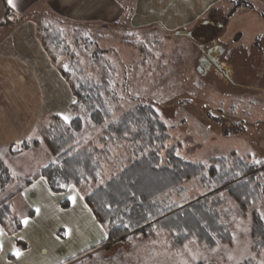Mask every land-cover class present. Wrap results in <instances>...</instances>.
<instances>
[{
  "label": "trees",
  "instance_id": "obj_1",
  "mask_svg": "<svg viewBox=\"0 0 264 264\" xmlns=\"http://www.w3.org/2000/svg\"><path fill=\"white\" fill-rule=\"evenodd\" d=\"M261 15L264 17V12ZM199 22L197 39L208 43L212 31L202 26L209 21ZM84 28L68 26L55 17L36 23L41 47L73 96L69 108L74 116L65 122L51 115L40 131V140H25L14 146L17 152L42 143L52 161L32 176L18 179L15 191L0 201V227L4 232L13 235L22 226L11 199L36 180L44 179L54 194L65 193L70 186L78 191L105 233L101 246L129 236L157 234H165L181 247L228 243L232 230L227 204L231 201L251 216L253 250L264 248V219L257 212L264 201V184L259 182L264 162L256 165L248 156L229 155L204 164L178 155L180 143L170 144L167 128L151 105L137 104L120 111L118 104L124 97L117 91L119 82L105 57L108 51L98 49L83 36ZM256 35L248 42L254 41L257 48L260 39ZM215 37L199 53L218 52L219 40ZM65 59L62 68L59 63ZM224 66L219 65L218 70L226 72ZM12 179L0 161V192ZM190 184L203 192L189 196ZM68 206L67 201L61 203L62 209ZM33 215L27 208L26 216Z\"/></svg>",
  "mask_w": 264,
  "mask_h": 264
},
{
  "label": "rangeland",
  "instance_id": "obj_2",
  "mask_svg": "<svg viewBox=\"0 0 264 264\" xmlns=\"http://www.w3.org/2000/svg\"><path fill=\"white\" fill-rule=\"evenodd\" d=\"M118 2L124 4V12L116 22L86 24L81 34L92 40L98 49L108 51L105 57L119 82L117 91L124 97L118 104L120 111L137 104L151 105L167 128L170 144L180 143L178 155L186 160L207 164L211 159L233 155L248 156L256 165L264 162V17L261 15L264 7L261 3L222 0L219 10L210 11L208 17L198 20L207 19L209 22L202 27L212 31L208 43L204 44L197 39L195 29L201 22L190 23L181 33H178L180 30L168 31L154 21L152 11L137 14L135 0ZM32 16L34 23L54 18L52 13L44 15L42 11ZM28 17L17 16L15 22ZM134 19L144 24L133 25ZM185 30L189 33H182ZM216 35L219 51L208 54V60L199 50L202 52V47L210 46L211 38ZM253 35L260 39L257 42L260 47H254L252 40L248 42ZM220 36L224 42L220 41ZM226 52L227 55H223ZM217 65H225L228 70H218ZM59 66L64 68L66 59L61 60ZM70 95L67 113L71 119L74 115L69 105L74 99L71 92ZM47 123L43 120L34 129L31 140H40V131ZM14 146L10 156L39 147L47 150L42 143L17 152ZM48 154L52 161L49 151ZM11 177L13 181L5 193L2 192L6 196L15 191L21 179ZM259 182L264 184V172ZM196 187L189 185V196L203 192ZM227 209L232 230L228 243L215 247L192 243L181 247L165 234L136 235L108 246H101L102 241L61 264H264V248L253 250L250 214L231 201ZM18 212H22V208H18ZM257 212L264 219V201ZM25 218H28L26 214Z\"/></svg>",
  "mask_w": 264,
  "mask_h": 264
},
{
  "label": "crops",
  "instance_id": "obj_3",
  "mask_svg": "<svg viewBox=\"0 0 264 264\" xmlns=\"http://www.w3.org/2000/svg\"><path fill=\"white\" fill-rule=\"evenodd\" d=\"M221 1L135 0V9L137 14L152 11L155 22L176 31L219 10ZM257 2L264 7V0ZM13 4L11 7L8 0H0V161L10 175L24 178L46 166L51 157L43 147L12 157L10 147L33 139L34 129L49 116H67L68 120L71 116L67 113L70 90L41 47L32 14L50 12L74 27L112 25L123 14L124 4L118 0H13ZM17 16L29 17L16 23ZM134 20L133 25L144 24ZM3 196L0 192V198ZM65 200L69 208L63 210L60 204ZM11 202L14 214L23 218L22 227L13 235L0 227V264H61L105 239L104 231L72 186L65 193L54 194L44 179H38ZM27 208L34 211L33 218H25ZM17 251L19 257L13 254Z\"/></svg>",
  "mask_w": 264,
  "mask_h": 264
},
{
  "label": "snow or ice",
  "instance_id": "obj_4",
  "mask_svg": "<svg viewBox=\"0 0 264 264\" xmlns=\"http://www.w3.org/2000/svg\"><path fill=\"white\" fill-rule=\"evenodd\" d=\"M8 4H9V6L14 7L13 0H8ZM62 119H64L65 122H67L68 117H67V116H63ZM70 199H74V198L70 197ZM38 211H39V209H37V212H38ZM24 223L27 224L28 221L25 220ZM65 234L67 235V233H65ZM13 254L16 255V256H18V257H19V255H20V253H19L18 251H17V252H14Z\"/></svg>",
  "mask_w": 264,
  "mask_h": 264
},
{
  "label": "flooded vegetation",
  "instance_id": "obj_5",
  "mask_svg": "<svg viewBox=\"0 0 264 264\" xmlns=\"http://www.w3.org/2000/svg\"><path fill=\"white\" fill-rule=\"evenodd\" d=\"M208 54H210V52H207V54L204 53L205 57H206L208 60H210V57H209ZM212 60H213V59H212ZM205 61H206V60H205ZM213 61L215 62V60H213ZM213 61H212V62H213ZM201 62H204V61L201 60ZM212 62H209V63H212ZM214 62H213V64H215Z\"/></svg>",
  "mask_w": 264,
  "mask_h": 264
}]
</instances>
